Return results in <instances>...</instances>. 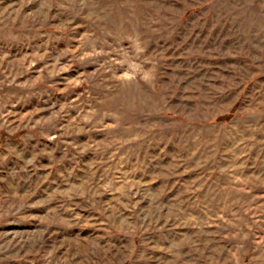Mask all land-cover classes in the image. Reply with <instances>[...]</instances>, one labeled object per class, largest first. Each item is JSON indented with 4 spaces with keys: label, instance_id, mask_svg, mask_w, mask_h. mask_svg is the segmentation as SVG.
Here are the masks:
<instances>
[{
    "label": "rangeland",
    "instance_id": "1",
    "mask_svg": "<svg viewBox=\"0 0 264 264\" xmlns=\"http://www.w3.org/2000/svg\"><path fill=\"white\" fill-rule=\"evenodd\" d=\"M0 264H264V0H0Z\"/></svg>",
    "mask_w": 264,
    "mask_h": 264
}]
</instances>
